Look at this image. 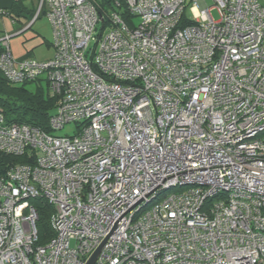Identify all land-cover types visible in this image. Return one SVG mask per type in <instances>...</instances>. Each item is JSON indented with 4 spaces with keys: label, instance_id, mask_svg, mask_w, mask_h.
<instances>
[{
    "label": "built area",
    "instance_id": "2783aa9c",
    "mask_svg": "<svg viewBox=\"0 0 264 264\" xmlns=\"http://www.w3.org/2000/svg\"><path fill=\"white\" fill-rule=\"evenodd\" d=\"M212 2L40 0L50 59L0 39L4 79L56 97L47 131L0 108L25 158L0 172V264H84L120 215L94 264H264V0Z\"/></svg>",
    "mask_w": 264,
    "mask_h": 264
},
{
    "label": "trees",
    "instance_id": "16d2710c",
    "mask_svg": "<svg viewBox=\"0 0 264 264\" xmlns=\"http://www.w3.org/2000/svg\"><path fill=\"white\" fill-rule=\"evenodd\" d=\"M95 1L99 4L101 13L112 7V0ZM10 11L8 13L10 12L14 18L19 15L31 19L36 12V6L29 7L23 3V0H14ZM43 11L44 7H41L37 18ZM32 82L36 84L34 89L27 87V84ZM32 82L14 84L5 80L0 73V108L3 110L7 121L24 122L47 131L49 130L48 119L55 108L56 97L49 94L47 82H45L46 87H43L41 79ZM24 161L23 156L0 153V172L10 163ZM31 202L35 205L38 213L36 221L37 243L42 244L53 235L49 224V217L53 208L42 198L32 199Z\"/></svg>",
    "mask_w": 264,
    "mask_h": 264
},
{
    "label": "rangeland",
    "instance_id": "374dc122",
    "mask_svg": "<svg viewBox=\"0 0 264 264\" xmlns=\"http://www.w3.org/2000/svg\"><path fill=\"white\" fill-rule=\"evenodd\" d=\"M207 6H211L213 4L212 0H205ZM23 3L27 6H36V11L38 10L39 6V0H23ZM188 15H191V12H187ZM211 15L214 17V19H218V13L215 8L210 10ZM11 18L4 15L0 16V33L3 30V25L5 26V22L10 21ZM138 19L135 18V22ZM25 20L23 21V25L26 24ZM15 30H17L19 27H22V25L18 22L15 23ZM7 35H10V33H4L2 37H6ZM1 37V38H2ZM21 42L23 45H25L26 49L29 50L28 54L29 56L32 55L33 58L36 60H43L48 59L54 55V48L51 44L52 41V32H51V26L50 22L45 16V13L42 12L41 15L35 20L33 23V26L31 29L24 31L18 36L12 37L8 39V42H11V46H13V42ZM10 48V47H9ZM13 51V50H12ZM45 80L42 79V85L43 87H46ZM35 83H28L27 87L30 89H34ZM76 129L74 124H66L63 128L53 131V134L56 135H63V134H72V132ZM191 188L189 185H185L183 188H170L165 190L164 192L160 193L157 198L154 199V202L158 200H164L168 195L177 193L181 190H186Z\"/></svg>",
    "mask_w": 264,
    "mask_h": 264
},
{
    "label": "crops",
    "instance_id": "0c3cea01",
    "mask_svg": "<svg viewBox=\"0 0 264 264\" xmlns=\"http://www.w3.org/2000/svg\"><path fill=\"white\" fill-rule=\"evenodd\" d=\"M13 1L14 0H0V16L6 15V16L11 18L10 21L5 22V26L3 25V30H1L2 32L0 33V39L4 33H10L9 38L20 35L24 31L31 29V27L33 26V23L37 19L36 18L35 20H32L33 17L31 19H27L26 17L19 16V15H18V17H15V18L12 17L11 13H10L11 12L10 9L12 7ZM39 3H40V0H39ZM8 11H10V12L8 13ZM24 20L28 23L23 25L22 23ZM16 22L20 23L22 25V27H19L17 30L14 31V29H15L14 25ZM8 44L10 47V51L15 58L22 59V58L29 56V54H28L29 50H27L25 45H23L20 41L17 43L13 42V44H12L13 46H11V42H8ZM30 56L32 57V55H30ZM50 58H48V59H50ZM43 60H47V59H43Z\"/></svg>",
    "mask_w": 264,
    "mask_h": 264
},
{
    "label": "water",
    "instance_id": "95a60500",
    "mask_svg": "<svg viewBox=\"0 0 264 264\" xmlns=\"http://www.w3.org/2000/svg\"><path fill=\"white\" fill-rule=\"evenodd\" d=\"M122 217V215H120L115 222L113 223L111 229L109 230V232L105 235V237L101 240V242L97 245V247L93 250V252L90 254V256L87 258V260L85 261L84 264H94L95 258L99 252V250L102 249V245L104 244V242L106 241V239L108 238V236L110 235V233L112 232V230L114 229V227L117 225V221Z\"/></svg>",
    "mask_w": 264,
    "mask_h": 264
},
{
    "label": "clouds",
    "instance_id": "9594fccd",
    "mask_svg": "<svg viewBox=\"0 0 264 264\" xmlns=\"http://www.w3.org/2000/svg\"><path fill=\"white\" fill-rule=\"evenodd\" d=\"M195 11V9H193Z\"/></svg>",
    "mask_w": 264,
    "mask_h": 264
}]
</instances>
